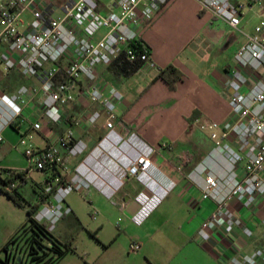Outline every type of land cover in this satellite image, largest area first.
Masks as SVG:
<instances>
[{
    "label": "built area",
    "instance_id": "2783aa9c",
    "mask_svg": "<svg viewBox=\"0 0 264 264\" xmlns=\"http://www.w3.org/2000/svg\"><path fill=\"white\" fill-rule=\"evenodd\" d=\"M169 1L112 0L111 10L104 14L99 0H66L60 7L48 0H0V64L5 66V73L18 69L23 77L40 83L37 104L35 92L26 86L11 95L0 93V147L5 130L14 127L21 134V143L28 145L25 155L31 167L51 172L62 169L63 181L60 176L51 180L46 192L52 197L34 217L49 232L73 214L66 199L74 191L95 188L112 200L126 180L137 181L143 190L135 197L139 210L132 221L140 226L174 189L173 184L163 186L154 176L157 169L152 157L157 149L130 133L119 120L116 98L120 99V94L115 92L112 98L94 84L97 68L109 66L125 51L131 61L151 63L149 51L137 44L141 40L139 28L151 25ZM199 2L215 20L241 35L243 42L224 82L230 117L222 123L197 124L214 146L187 179L197 187L203 201L216 206L198 236L208 243L219 231L233 234L239 230L245 239H251L255 231L236 214L232 203L247 210H264V17L250 33L242 26L241 4L231 0ZM57 10L61 12L58 17ZM102 30L105 33L97 41L96 35ZM59 76L64 82H56ZM80 98L98 104L101 111L71 118L70 127L63 133H50L45 147L35 146L31 133L41 134L45 126L65 124L69 119L66 108ZM103 118L106 133L89 150L73 127H95ZM27 122L30 127L25 132ZM117 125L128 136L119 134ZM161 148L169 150L170 146L164 143ZM64 152L71 159H82L74 171L66 164ZM22 171L0 165V172L7 175ZM140 249L133 243L130 252ZM26 260V253L15 252L10 263ZM230 264H264V245L251 254L236 253Z\"/></svg>",
    "mask_w": 264,
    "mask_h": 264
},
{
    "label": "crops",
    "instance_id": "0c3cea01",
    "mask_svg": "<svg viewBox=\"0 0 264 264\" xmlns=\"http://www.w3.org/2000/svg\"><path fill=\"white\" fill-rule=\"evenodd\" d=\"M48 1L60 7L66 0ZM231 1L241 4L244 8V4L247 2L251 12L254 11L256 5H260L262 11L256 15L264 17V0ZM99 2L102 13L105 14L111 10L112 0L106 3L103 0H99ZM114 11L118 12V9L114 8ZM60 15L61 12L57 10L55 16ZM220 24L224 25L228 31L233 32L225 23L214 20L211 13L204 11L199 0H170L151 25L148 27L142 25L139 28L140 39L150 50V64H144L142 69L129 80H117L107 72L106 66L97 68V79L94 84L112 98L115 92L121 96L120 99L116 98L119 120L130 133H135L148 145L157 149V153L152 157L153 164L157 169L154 173L155 178L163 186L172 184L175 186L161 205H165L163 220L154 219L155 210L140 225L143 232L137 236V239L141 249L138 253L130 252L136 256H123L118 259L107 258L103 260L102 264H230L232 256L236 253L240 256L251 254L264 245L262 241L264 210H247L236 202L232 203V207L236 214L253 228L255 236L245 239L239 230L233 234L222 230L217 232L210 242H202L198 236V230L215 211L216 206L211 201L201 199L199 190L187 179V176L205 156L201 157L195 153V158L185 163L178 159L176 152L169 154L166 149L161 148L165 141L171 145L179 143L180 138L187 133L189 128L198 127L199 122L222 123L230 117L229 93L224 82L230 75L232 65H223L221 68H217L216 72L210 73L206 62L209 47L213 39L216 38L214 34L207 31L213 30L214 26H220ZM227 38L229 39L230 36ZM169 66L176 67L183 74V79L177 84L175 91H171L168 85L158 78L159 72ZM8 73H5V66L0 64V74L9 77L13 71ZM24 79L29 80V87L35 92V104H37L40 83L35 79L25 77ZM19 88L20 86L15 91ZM81 100L83 99L80 98L72 103L73 107L69 105L70 111L67 113H71L72 118L90 113L82 114L80 104L84 103ZM93 105L101 109L98 104L93 103ZM189 120H195L192 126ZM62 126L64 127V124L61 126L50 125V127ZM69 127L67 126L66 129ZM73 129L76 137L85 141L89 150L97 145L99 140L94 142L91 138L84 136V132L88 128L74 126ZM116 130L123 137L128 136V133L119 125ZM105 133L103 125V134L99 139ZM41 136L44 143L47 144L48 134L42 133ZM81 160L71 159L68 160V164L74 166ZM142 190L143 187L137 181L128 179L116 194L119 196L122 193V215L128 223L133 222L132 218L139 210L135 197ZM98 193L105 197L101 192ZM2 202L0 199V203ZM73 215L74 213L62 221ZM158 234L168 237V249L173 248V255H171L173 252L170 254L169 250L167 253L164 252L165 256L155 257L153 255L151 251L154 245L153 240ZM176 235H179V240L176 239ZM54 236L61 241L55 234ZM6 243L5 240L1 242L0 246L3 248ZM104 245L105 250L113 246V244L106 243ZM141 251L142 254L139 255ZM178 251L179 254H177ZM66 258L67 256L64 259Z\"/></svg>",
    "mask_w": 264,
    "mask_h": 264
},
{
    "label": "rangeland",
    "instance_id": "374dc122",
    "mask_svg": "<svg viewBox=\"0 0 264 264\" xmlns=\"http://www.w3.org/2000/svg\"><path fill=\"white\" fill-rule=\"evenodd\" d=\"M103 1L106 3L111 0ZM244 6L243 26L246 32L252 33L255 27L263 20L262 17L256 15V13L262 11V7L256 5L254 11L251 12L247 2ZM207 32H211L216 37L209 47L208 58L206 60L209 72L214 73L218 70L217 68H221L223 65L233 66L234 54L241 45L243 37L228 31L222 24H220V26H214L213 30H208ZM104 33L105 31H100L96 35V40H100ZM229 36L230 38L228 39L227 37ZM0 83H2L3 86H8L10 84L6 83L4 76L1 74ZM2 85L0 86V93H3L1 90ZM29 85V80L25 79L23 85H20V87L26 86L32 90ZM6 94L11 95L12 93L6 92ZM81 101L84 103L80 104L83 111L82 114L101 111L99 107L94 106L92 103H89V101L85 99ZM70 106L66 109L67 112L70 111ZM103 125L104 118L97 126L88 128L84 132V136L91 138L94 142L100 140L99 138L103 134ZM29 127L30 124L27 122L23 127V131L26 132ZM65 130L66 127L63 126H45L44 133L49 135L50 133H63ZM31 134L33 137L32 142L35 146L46 145V142L44 143L42 139V133L32 132ZM3 136L4 142L0 147V165L12 169L29 171L27 174V183L22 186V183L20 181L18 182L20 186L19 190L31 204H36L39 196L47 191L49 187L47 181L53 177V173L51 171H39L31 167L25 155L28 145H23L21 143V134L17 133L13 127H10ZM163 143L170 146L169 150L166 149L169 154L176 152L178 159L183 162L185 160L192 161L195 158V153H198L201 157L203 155L207 156L214 146L213 142L208 138V134L200 131L196 126L190 127L187 133L180 138L179 143H174V145H171L168 141ZM64 159L72 171L82 162L81 160L76 165L70 166L68 160L71 159L65 153ZM60 171L62 173V169ZM97 191L98 190L95 188L74 191L67 197L66 202L73 210L74 215L60 222L54 234L63 244H72L75 252L69 254L60 264H102L103 260L107 258L118 259L123 256H136L130 254V247L133 243H139L137 236H140L143 230L133 222L128 223L122 215V193L114 197V199L109 200ZM0 199L3 201L0 203L1 244V242L5 240L7 242L10 241L18 232L21 224L26 222L29 207L16 206L13 201L2 193H0ZM163 201L156 209L154 219L160 218L163 220L162 217L164 216L165 209V205L161 206ZM176 236V239L179 240V235ZM168 240L166 235L161 234H158L154 238V245L151 251L155 257H159L160 255L165 256L168 250L170 254L174 251L173 248L168 249ZM105 243L113 244V246L105 250ZM1 249L2 246H0V251ZM140 254H142V251L139 255ZM173 254L174 252L171 255ZM177 254H179V251ZM0 259H5V253L1 254ZM0 264H3L2 261H0Z\"/></svg>",
    "mask_w": 264,
    "mask_h": 264
},
{
    "label": "trees",
    "instance_id": "16d2710c",
    "mask_svg": "<svg viewBox=\"0 0 264 264\" xmlns=\"http://www.w3.org/2000/svg\"><path fill=\"white\" fill-rule=\"evenodd\" d=\"M137 44L141 49L149 51L150 54L149 48L142 40L138 41ZM131 47L135 49L138 48L135 44H132ZM143 65L144 63L140 61V59L131 61L125 51L109 66H107V72L112 74L117 80H129L142 69ZM11 71H13L12 75L4 77L6 83L10 84L8 86H3L2 83H0V86L2 85V92L12 93L20 85H23V81L25 80L24 77L21 76L17 69H13ZM158 78L163 80L171 91H175L177 84L183 79V74L176 67L169 66L159 72ZM64 80V77L59 76L56 82L60 83L64 82ZM68 118L69 119L66 120L64 127L71 125V113H68ZM194 122L195 120H189L191 126ZM28 172L29 171H22L17 174L12 173L11 175L0 172V193L6 195L18 207H29L26 222L21 225L18 232L0 251L1 256L2 253L6 254L8 250L14 246L16 247V252L26 253V262L13 261L10 263L11 257L7 254L5 255V259H0V261H2L3 264H59L66 256L74 253L75 249L72 244H63L54 236L53 233L48 231L45 224H40L35 220V214L46 202L50 201L52 193L43 192V194H41L37 199L38 202L36 204H31L20 192V186L18 185L19 181L22 183V186L27 183ZM52 173L53 177L48 179V184L56 176H60L61 181H63L64 177H61V173L57 168H55ZM55 190L56 186L53 188V192Z\"/></svg>",
    "mask_w": 264,
    "mask_h": 264
},
{
    "label": "flooded vegetation",
    "instance_id": "af4514ba",
    "mask_svg": "<svg viewBox=\"0 0 264 264\" xmlns=\"http://www.w3.org/2000/svg\"><path fill=\"white\" fill-rule=\"evenodd\" d=\"M16 252V247H14V246H12L9 250H8V252L6 253L8 256H13V254ZM5 254V255H6Z\"/></svg>",
    "mask_w": 264,
    "mask_h": 264
}]
</instances>
